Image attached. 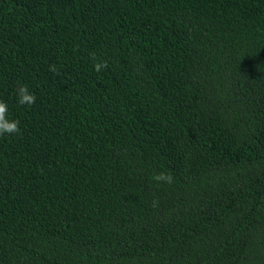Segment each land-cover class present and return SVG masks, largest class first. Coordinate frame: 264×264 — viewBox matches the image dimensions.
<instances>
[{
    "label": "trees",
    "instance_id": "trees-1",
    "mask_svg": "<svg viewBox=\"0 0 264 264\" xmlns=\"http://www.w3.org/2000/svg\"><path fill=\"white\" fill-rule=\"evenodd\" d=\"M0 100V264H264V0H0Z\"/></svg>",
    "mask_w": 264,
    "mask_h": 264
},
{
    "label": "clouds",
    "instance_id": "clouds-1",
    "mask_svg": "<svg viewBox=\"0 0 264 264\" xmlns=\"http://www.w3.org/2000/svg\"><path fill=\"white\" fill-rule=\"evenodd\" d=\"M93 60H96L95 55L92 56ZM108 67L107 61H100L94 64V70L96 72H100L103 69H106ZM49 71L54 72L56 74H59V71L57 69V66L55 64H52L49 66ZM17 97H18V103L21 106L27 105L31 106L36 101V96L34 93L29 91V88L26 85H21L17 90ZM8 115V104L0 100V136L5 135H19L20 134V128L19 124L20 121L18 119L9 120L7 118ZM153 180L157 182H167L168 184H171L173 182V177L170 174L161 172L153 177Z\"/></svg>",
    "mask_w": 264,
    "mask_h": 264
}]
</instances>
